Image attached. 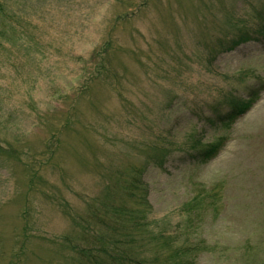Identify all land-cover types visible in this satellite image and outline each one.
<instances>
[{
  "label": "rangeland",
  "instance_id": "rangeland-1",
  "mask_svg": "<svg viewBox=\"0 0 264 264\" xmlns=\"http://www.w3.org/2000/svg\"><path fill=\"white\" fill-rule=\"evenodd\" d=\"M0 2V264H264V0Z\"/></svg>",
  "mask_w": 264,
  "mask_h": 264
},
{
  "label": "trees",
  "instance_id": "trees-1",
  "mask_svg": "<svg viewBox=\"0 0 264 264\" xmlns=\"http://www.w3.org/2000/svg\"><path fill=\"white\" fill-rule=\"evenodd\" d=\"M0 15L3 17V16H5L6 17V15H5V6L4 5H2L1 4V2H0ZM0 18V20H1V22H2V25H3V27L5 28V21L7 22V24L10 26V22H9V20H7L6 18ZM11 21V20H10ZM241 104L240 105H243V103H245L244 101H239ZM236 103V102H235ZM234 103V105L233 106H239V104H235ZM237 112V111H236ZM216 149V146H208V147H203V148H199V149H196V155H198V158H200V160H204L205 158H208L209 156H211L212 155V153H213V151ZM176 256V255H175ZM172 257V258H170V260H174L175 258H178V256L177 257ZM134 258H137V257H133V258H128V260L129 261H131V263L132 264H142L143 262H142V260L141 261H139L138 259H134ZM126 262H127V259H126ZM96 264V263H95ZM103 264H105L104 262H103ZM107 264H109V263H107Z\"/></svg>",
  "mask_w": 264,
  "mask_h": 264
}]
</instances>
